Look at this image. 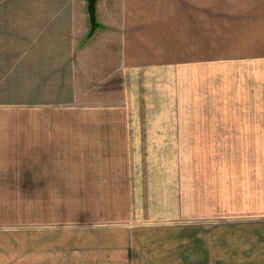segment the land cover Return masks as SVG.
Masks as SVG:
<instances>
[{
	"label": "crops",
	"instance_id": "1",
	"mask_svg": "<svg viewBox=\"0 0 264 264\" xmlns=\"http://www.w3.org/2000/svg\"><path fill=\"white\" fill-rule=\"evenodd\" d=\"M88 6L0 0V84L34 101L0 119L28 264H216L218 224L264 226V0Z\"/></svg>",
	"mask_w": 264,
	"mask_h": 264
},
{
	"label": "rangeland",
	"instance_id": "2",
	"mask_svg": "<svg viewBox=\"0 0 264 264\" xmlns=\"http://www.w3.org/2000/svg\"><path fill=\"white\" fill-rule=\"evenodd\" d=\"M17 87L0 84V110H4L0 119L5 123L15 122L18 108L34 102L28 98L31 93L24 91L18 94ZM32 219L31 196L0 197V252L7 254L12 264L29 263L26 255L33 248ZM258 222L262 225L264 219ZM254 227L243 234L247 228L218 224L216 264H264V241L257 242L258 230L264 235V226Z\"/></svg>",
	"mask_w": 264,
	"mask_h": 264
},
{
	"label": "water",
	"instance_id": "3",
	"mask_svg": "<svg viewBox=\"0 0 264 264\" xmlns=\"http://www.w3.org/2000/svg\"><path fill=\"white\" fill-rule=\"evenodd\" d=\"M89 15L92 21V25L94 24V11H95V0H89Z\"/></svg>",
	"mask_w": 264,
	"mask_h": 264
}]
</instances>
